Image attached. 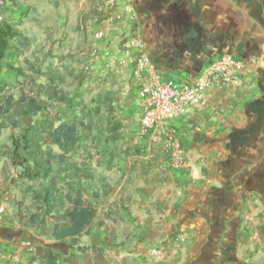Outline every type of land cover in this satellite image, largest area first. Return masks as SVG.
I'll use <instances>...</instances> for the list:
<instances>
[{"label": "crops", "instance_id": "0c3cea01", "mask_svg": "<svg viewBox=\"0 0 264 264\" xmlns=\"http://www.w3.org/2000/svg\"><path fill=\"white\" fill-rule=\"evenodd\" d=\"M104 2L7 4L15 14L11 22L39 23L43 40L56 41L58 51L73 56L74 66L75 59L86 64L85 73L79 72L84 80L74 83L82 102L93 105L101 103L100 95H110L111 115L101 116L121 123L120 139L103 145L74 141L67 151L53 152L63 157L60 168L74 170L73 182L88 189L87 199L76 191L74 196L95 208L88 233L79 240L87 249L78 252L88 253L92 264H103L113 243L149 256L152 243L164 241L170 247L179 236L177 252H166L157 264H264V0H117L123 19L112 22L105 20ZM100 29L106 33L103 39L94 36ZM135 32L156 70L167 77L191 78L221 53L246 62L245 84L214 87L202 104L186 108L173 121L188 156L182 168L168 166L163 145L148 146L145 139L134 144L141 114L139 76L118 45ZM54 104L53 127L71 119L66 111L81 119L79 107ZM94 118L90 113L88 119ZM4 162L1 156L0 176L10 175L9 166L7 183L21 180L12 160L8 166Z\"/></svg>", "mask_w": 264, "mask_h": 264}, {"label": "rangeland", "instance_id": "374dc122", "mask_svg": "<svg viewBox=\"0 0 264 264\" xmlns=\"http://www.w3.org/2000/svg\"><path fill=\"white\" fill-rule=\"evenodd\" d=\"M8 2L9 0H0V19H7L11 22L15 14L7 6ZM15 24L19 25L18 27L23 34L28 35V44L24 47L16 44L11 52L10 62L14 66L21 68L24 71V75L17 77L12 70L7 68L0 70V97L13 95L18 100L23 98L25 100L36 101L35 107L27 106L35 114L33 116H25L20 121V126L27 128V136L40 146L31 158V161L43 162L47 149L56 152L59 150L67 151L69 147L64 142L54 145L45 133L29 128L30 125L41 126L47 129L54 128L58 109L51 99L52 94L50 92L46 93L44 87L51 78L54 80L56 86L62 88V90L74 92L75 97H78L77 100H82V91L77 89L74 83L75 80H80L81 77V81L84 80L83 75L80 76L79 72L85 71L84 67L86 64L75 59L74 66L72 64L73 56L69 54L64 55L62 51H58L56 49V41L46 42L43 40L41 34L43 28L39 23L31 27L25 24L24 20L19 19ZM61 44L64 45L65 43L62 42ZM52 45H55V47ZM79 85L81 84L79 83ZM106 97L105 94L99 96L101 103H97L96 101L93 105H89V102L83 103L85 106L79 107L81 113L80 120H77L80 118L77 115L63 111L65 117L71 118L68 121H72L75 118V122H82V125L76 131L75 141L77 144L85 143V139H87L86 143L91 145L108 144L106 141V136L109 134L108 126H112V124L118 121L112 119L113 123H108L107 118L101 116V112H108L105 104ZM46 107L53 114L45 115ZM63 110L65 109L63 108ZM92 112L95 114V118L89 120V114H92ZM1 122H4L6 126L3 127L0 133V148L4 157V163L8 166L11 162L9 156L10 136L15 135L18 132V128H15L14 131L9 127L11 126L9 121L3 117H0ZM89 124L90 127H87ZM85 133L87 134L85 135ZM97 154L101 158L106 156V160L112 159L109 153L98 152ZM101 161L105 164V158ZM12 168L5 166V169L12 170ZM91 168L93 167H89V169L84 171L85 177L88 178L87 171H90ZM11 170L10 175L0 176V186L5 185V187L2 186L4 189L0 187V204L3 203L5 205L6 211L4 214L8 216L9 219H7L11 222L9 225V223H6L7 221L4 222L2 215L0 216V264H47V255L52 251L57 252L59 264H92L89 262L88 253L81 254L67 244V242H59L52 237V228L57 212L53 214V217H48L44 221L29 222V216L33 212L31 209V193L46 183L50 184L55 196H64L67 192H75L78 184L73 182L74 170L62 169L56 164L53 169L47 166L44 170L45 174L43 178L19 181L14 178L7 183L12 174ZM80 191L81 195L87 199L88 189L82 186ZM68 209L69 205L66 204L63 210L66 211ZM20 216L23 217V220H20ZM23 239L33 240L35 244V251L33 253L25 250L17 251V246ZM112 246L113 252L107 254L109 259L106 258V262L103 264H157L158 262L155 258L146 255L138 256L131 254L126 249L118 248L115 243Z\"/></svg>", "mask_w": 264, "mask_h": 264}, {"label": "trees", "instance_id": "16d2710c", "mask_svg": "<svg viewBox=\"0 0 264 264\" xmlns=\"http://www.w3.org/2000/svg\"><path fill=\"white\" fill-rule=\"evenodd\" d=\"M16 44L24 47L28 44V41L24 39L23 33L15 23L0 19V70L7 68L12 70L17 77H20L24 75V71L10 62L11 52ZM44 91L52 94V101L60 102L71 109L85 106L82 100L76 99L74 92L62 90V88L56 86L51 78L44 87ZM106 96L105 104L109 115H111L110 95ZM28 105L35 107L36 101L23 98L18 100L13 95L0 97V117L8 120L13 128H18V132L10 136L9 156L13 166L16 168V177L21 180L43 178L44 170L47 166L51 167V161L58 165L63 161V157L53 153L51 149L45 151L43 162L31 161L40 146L27 136V128L17 125V122L25 116H33L35 114L33 110L27 108ZM107 122L113 123V120L109 117ZM76 125L81 126L82 122L60 121L56 127L50 129L36 125H30L29 128L45 133L54 145L61 142L66 145H72L76 139ZM3 127H5V123L1 122L0 133ZM87 127H90V124ZM108 129L109 134H107L106 140L119 139L121 135L120 122L108 126ZM1 156L2 150L0 148V159ZM80 188L81 186H78L75 193L81 194ZM66 204L69 205V209L65 211L63 207ZM31 209L33 212L29 216L30 223L44 221L48 217H53V214L57 212L52 228V237L56 241L67 242L79 252L86 251L87 247L81 246L79 240L82 235L88 233L89 225L95 213L93 203H86L83 198L74 196V192H67L64 196H55L50 184L46 183L31 193ZM20 220H23L22 216H20ZM47 264H59L57 252L48 253Z\"/></svg>", "mask_w": 264, "mask_h": 264}, {"label": "built area", "instance_id": "2783aa9c", "mask_svg": "<svg viewBox=\"0 0 264 264\" xmlns=\"http://www.w3.org/2000/svg\"><path fill=\"white\" fill-rule=\"evenodd\" d=\"M118 5L117 0H105L103 8L107 22L123 19V11ZM94 36L97 39L105 38V30H97ZM118 48L139 76L137 100L141 114L138 138L134 144L142 139H145L148 146L161 144L167 151L168 166L172 169L182 168L187 164L188 156L180 143L173 121L186 108L202 104L214 87L235 88L245 84L246 62L236 54L221 53L193 77L179 79L164 76L156 70L138 32L121 40ZM5 211V205L0 204V216ZM179 241L180 237L175 236L173 245L169 243L170 247L164 241L152 243L147 248V253L162 261L166 252H177ZM20 250L33 253L35 244L31 240H22L17 247V251Z\"/></svg>", "mask_w": 264, "mask_h": 264}]
</instances>
